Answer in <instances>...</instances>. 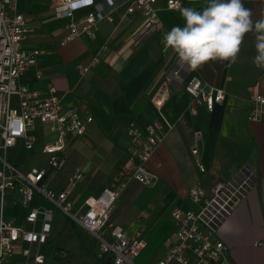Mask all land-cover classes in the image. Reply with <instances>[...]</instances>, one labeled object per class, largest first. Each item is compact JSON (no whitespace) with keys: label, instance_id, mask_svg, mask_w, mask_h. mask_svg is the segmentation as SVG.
Instances as JSON below:
<instances>
[{"label":"crops","instance_id":"obj_1","mask_svg":"<svg viewBox=\"0 0 264 264\" xmlns=\"http://www.w3.org/2000/svg\"><path fill=\"white\" fill-rule=\"evenodd\" d=\"M59 2L18 0L16 8L27 19L23 49L40 51L36 65L22 77L21 84L42 93L52 85L58 89L63 112L74 109L83 118H93L83 136L70 140L66 170L51 173L48 187L59 192L72 173H83L71 194L74 210L82 209L87 198L100 196L116 177L132 172L129 126L136 123L144 128L164 119L173 129L147 164L157 181L148 188L130 182L116 204L114 222L129 235L142 230L145 250L157 240L159 261L176 229L171 212L188 206L190 191L198 186L209 191L247 173L252 176L251 188L216 238L226 245L231 264H264V122L248 121L250 96L264 95V70L253 64V34L245 36L239 58L231 67L225 66L227 62H209L189 71L180 65L174 51L164 48L160 35L145 30L141 13L130 14L128 3L117 0H98L112 21L99 23L94 40L76 38L62 45L68 35V20L55 12ZM206 2L185 7L202 10ZM243 3L252 10L253 20L264 14V0ZM156 8L165 32L184 26L179 10L170 11L166 1L157 3ZM89 11H77L75 19L84 18ZM95 58L99 59L97 66L81 75L79 67L89 66ZM193 77L225 91L224 102L213 112L203 108L196 116L188 113L186 84ZM162 87L168 93L159 114L154 100ZM195 143L198 156L192 153ZM37 147L41 150L42 144ZM44 201L36 196L27 208L9 198L4 219L29 229V209L48 208Z\"/></svg>","mask_w":264,"mask_h":264},{"label":"built area","instance_id":"obj_2","mask_svg":"<svg viewBox=\"0 0 264 264\" xmlns=\"http://www.w3.org/2000/svg\"><path fill=\"white\" fill-rule=\"evenodd\" d=\"M161 1H166L170 11H177L204 0H117L119 4L128 3L130 14L141 13L145 30L160 35L163 41L166 32L156 8ZM17 3L18 0H0V264H45L41 248L48 244L53 231L54 208L95 238L97 257L103 264H137V258L147 246L143 231L129 235L117 225L113 220L115 207L130 182L149 187L156 183L157 177L147 164L162 146L173 124L164 119H157L144 128L132 123L128 128V154L134 163L132 172L116 177L100 196L87 198L84 207L75 211L71 194L84 174L72 173L66 187L59 192L50 189L46 180L51 173L64 171L70 140L83 136L93 118H83L74 109L63 112L58 89L52 85L42 93L21 84L22 77L36 65L40 51L23 49L28 33L27 19L16 12ZM83 9L90 11L84 18L75 19V13ZM55 12L68 20V35L62 45L76 38L94 40L99 23L105 19L112 21L104 14L98 0H60ZM98 63L99 59L95 58L89 66H80V74H88ZM186 91L190 96L188 113L191 116L198 115L203 108L213 112L226 98L222 88L198 77L189 80ZM167 93L166 87L160 88L154 100L159 114ZM249 101L248 121L264 122V95H251ZM19 142L29 151L41 143L47 167L32 166L23 171L11 163L8 152ZM192 153L199 155L196 143ZM198 167L204 171L199 161ZM251 182L252 176L243 173L233 181L216 184L209 191L201 186L193 188L188 206L177 207L171 212L176 229L167 241L164 256L154 264H231L226 256V245L216 237L224 221L246 198ZM36 196L45 200L49 207L29 209L26 217L29 229L4 219L9 198L29 208Z\"/></svg>","mask_w":264,"mask_h":264},{"label":"clouds","instance_id":"obj_3","mask_svg":"<svg viewBox=\"0 0 264 264\" xmlns=\"http://www.w3.org/2000/svg\"><path fill=\"white\" fill-rule=\"evenodd\" d=\"M184 26H174L163 36L165 49H171L182 67L197 71L209 62L231 67L239 58L244 38L254 36L253 64L264 70V14L253 20L243 0H207L202 10L181 7Z\"/></svg>","mask_w":264,"mask_h":264},{"label":"rangeland","instance_id":"obj_4","mask_svg":"<svg viewBox=\"0 0 264 264\" xmlns=\"http://www.w3.org/2000/svg\"><path fill=\"white\" fill-rule=\"evenodd\" d=\"M8 160L23 171H27L32 166H47V157L41 150L37 147L35 150L29 151L24 147L23 142H19L17 146L9 150ZM66 167L64 170H66ZM78 186L73 192L76 191ZM148 187L146 186V188ZM44 203L47 204L45 201ZM8 204L7 200L5 209L9 208ZM45 204L43 206H46ZM132 211L134 212V208H132ZM53 212V231L48 244L41 248L42 253L46 257L45 264H103L97 257L98 245L95 238L83 231L79 226H73L72 222L69 221V217L58 209L54 208ZM158 248L157 240H154L137 258L136 263L154 264L158 261V257H156Z\"/></svg>","mask_w":264,"mask_h":264},{"label":"trees","instance_id":"obj_5","mask_svg":"<svg viewBox=\"0 0 264 264\" xmlns=\"http://www.w3.org/2000/svg\"><path fill=\"white\" fill-rule=\"evenodd\" d=\"M69 221H71L72 222V224H73V226H75L76 227V224L72 221V220H69Z\"/></svg>","mask_w":264,"mask_h":264}]
</instances>
